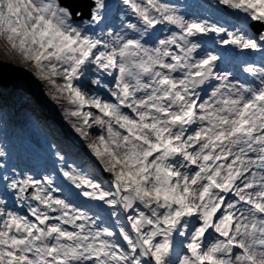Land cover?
I'll list each match as a JSON object with an SVG mask.
<instances>
[{"label": "snow or ice", "instance_id": "1", "mask_svg": "<svg viewBox=\"0 0 264 264\" xmlns=\"http://www.w3.org/2000/svg\"><path fill=\"white\" fill-rule=\"evenodd\" d=\"M200 7L0 0V69L66 105L109 178L0 145V264H264V0Z\"/></svg>", "mask_w": 264, "mask_h": 264}, {"label": "rangeland", "instance_id": "2", "mask_svg": "<svg viewBox=\"0 0 264 264\" xmlns=\"http://www.w3.org/2000/svg\"><path fill=\"white\" fill-rule=\"evenodd\" d=\"M0 59H2V56H0ZM6 70L11 75L8 76L0 71V80L4 81L6 87L10 86L12 92L5 96L9 101L0 97V145L5 148L8 158L13 159L15 154L18 153L19 146L15 147L13 142L18 141L20 137L25 136L29 140L26 142L23 139L18 141L19 143L34 145L33 137L40 136L50 146L55 144L57 147L55 150L63 156L67 155L65 152L67 147H70L68 138L82 144L91 158L69 154V161L65 162V166L72 164L86 174L100 180L105 187H108L109 183L100 175L101 166L87 148V141L75 132L72 127V118L66 116V105L57 104L53 101L48 95L47 87L20 66H10ZM6 102L10 103L12 112L8 111ZM16 118L20 122H17ZM92 131L94 134L98 132L96 129ZM63 132L66 133L65 137L62 135ZM82 160L83 162H81ZM100 214L104 215V212L100 211Z\"/></svg>", "mask_w": 264, "mask_h": 264}, {"label": "bare ground", "instance_id": "3", "mask_svg": "<svg viewBox=\"0 0 264 264\" xmlns=\"http://www.w3.org/2000/svg\"><path fill=\"white\" fill-rule=\"evenodd\" d=\"M65 153L67 154L66 156L70 154L71 156H82V157L86 156L88 158H91L90 156H88L83 146L79 144L74 145V147L70 145V147H67V151ZM81 162H83V160ZM100 175L107 181V175H108L107 173H104L103 171H101Z\"/></svg>", "mask_w": 264, "mask_h": 264}, {"label": "water", "instance_id": "4", "mask_svg": "<svg viewBox=\"0 0 264 264\" xmlns=\"http://www.w3.org/2000/svg\"><path fill=\"white\" fill-rule=\"evenodd\" d=\"M0 71H1V72H3L4 74L8 75V76H10V75H11V74H10V72H9V71H7L6 69H5V71H4V70H2V69H0ZM0 85H1V86H3V87H6V85H5L4 81H2V80H0ZM107 178H108V175H107ZM108 180H109V178H108Z\"/></svg>", "mask_w": 264, "mask_h": 264}, {"label": "trees", "instance_id": "5", "mask_svg": "<svg viewBox=\"0 0 264 264\" xmlns=\"http://www.w3.org/2000/svg\"><path fill=\"white\" fill-rule=\"evenodd\" d=\"M0 91L2 92V89L0 88ZM11 109H10V107L8 108V111H10Z\"/></svg>", "mask_w": 264, "mask_h": 264}]
</instances>
